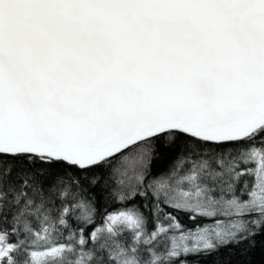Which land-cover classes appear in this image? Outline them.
Listing matches in <instances>:
<instances>
[{
	"label": "water",
	"instance_id": "water-1",
	"mask_svg": "<svg viewBox=\"0 0 264 264\" xmlns=\"http://www.w3.org/2000/svg\"><path fill=\"white\" fill-rule=\"evenodd\" d=\"M263 126L264 0H0L1 154L88 168Z\"/></svg>",
	"mask_w": 264,
	"mask_h": 264
},
{
	"label": "trees",
	"instance_id": "trees-1",
	"mask_svg": "<svg viewBox=\"0 0 264 264\" xmlns=\"http://www.w3.org/2000/svg\"><path fill=\"white\" fill-rule=\"evenodd\" d=\"M262 149L264 126L229 144L168 132L88 168L30 154L0 153V241L11 248V262L4 259L0 264H28L33 251L59 245L70 251L64 264H79L77 257L87 253L105 259L126 247L123 240L137 245L142 256V244L130 231L111 238L110 248L104 247L101 236L92 240L91 234L105 216L119 211L135 213L147 235L170 221L189 232L206 227L212 218L167 201L164 192L169 181L195 173L191 164L222 151H231V158L210 170L223 174L222 164L230 162L235 166L231 175L240 178L250 152ZM241 180L247 182L244 175ZM241 218V228L210 247L172 256L165 250L156 252L158 259L151 264H264V216L250 212ZM94 259L81 264L103 263Z\"/></svg>",
	"mask_w": 264,
	"mask_h": 264
},
{
	"label": "rangeland",
	"instance_id": "rangeland-1",
	"mask_svg": "<svg viewBox=\"0 0 264 264\" xmlns=\"http://www.w3.org/2000/svg\"><path fill=\"white\" fill-rule=\"evenodd\" d=\"M231 151H222L205 161L191 164L195 173L174 177L164 192L171 205L212 218L208 226L189 232L183 230L177 222L170 221L147 235L142 227V221L135 213L113 212L104 217L91 234V239L95 240L101 236L104 247L110 248L111 238L130 231L142 244V256L136 251L137 245L123 240L126 247L113 256L103 259L102 254L92 256V253H87L86 256L77 257V262L81 264L82 261L85 263L95 258L98 263L103 260L102 264H151L158 259L156 252L161 253L165 250L172 256L181 252L205 249L214 242L225 239L236 229L241 228L243 214L256 212L264 216V149L252 150L247 166L239 170L247 182L241 180V175L240 178L231 175L235 166L230 162L222 164L224 176L210 170L211 166H221L224 159H230ZM234 193L240 197L231 196ZM79 242L82 243V239ZM153 244L154 249L151 247ZM10 251L11 248L0 241V262L4 259L11 262ZM69 252L63 245L33 251L28 264H64L69 260ZM71 255L77 256L73 251Z\"/></svg>",
	"mask_w": 264,
	"mask_h": 264
}]
</instances>
